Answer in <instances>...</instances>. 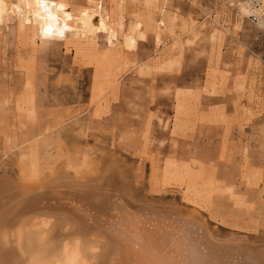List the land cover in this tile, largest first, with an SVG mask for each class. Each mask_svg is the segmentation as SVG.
Returning <instances> with one entry per match:
<instances>
[{
	"label": "rangeland",
	"instance_id": "374dc122",
	"mask_svg": "<svg viewBox=\"0 0 264 264\" xmlns=\"http://www.w3.org/2000/svg\"><path fill=\"white\" fill-rule=\"evenodd\" d=\"M93 4L61 6L86 7L95 22L103 13ZM103 4L123 31L141 25L133 46L95 30L79 50L88 44L66 31L0 22V171L13 180L20 165L37 179L114 160L140 203L195 209L224 244L233 234L262 242L264 32L230 0Z\"/></svg>",
	"mask_w": 264,
	"mask_h": 264
},
{
	"label": "bare ground",
	"instance_id": "6f19581e",
	"mask_svg": "<svg viewBox=\"0 0 264 264\" xmlns=\"http://www.w3.org/2000/svg\"><path fill=\"white\" fill-rule=\"evenodd\" d=\"M64 1L0 0V22L16 17L21 30L37 23L58 37L66 31L74 41L88 44L76 46L79 50L94 45L87 39L95 30L111 46L119 37L125 46H133L140 36L139 23L127 31L122 20L111 23L103 0H94L103 13L95 22L88 8L71 11L69 5L61 6ZM231 5L243 21V1L230 0ZM166 29L163 19L155 22L157 43ZM116 163H86L76 173L60 165L37 179L23 178L20 165L13 180L1 170L0 264H232L222 259L228 256L235 264H264V240L249 244L233 234L224 244L195 209L185 213L140 203Z\"/></svg>",
	"mask_w": 264,
	"mask_h": 264
},
{
	"label": "built area",
	"instance_id": "2783aa9c",
	"mask_svg": "<svg viewBox=\"0 0 264 264\" xmlns=\"http://www.w3.org/2000/svg\"><path fill=\"white\" fill-rule=\"evenodd\" d=\"M247 14L244 18L264 32V0H242Z\"/></svg>",
	"mask_w": 264,
	"mask_h": 264
}]
</instances>
